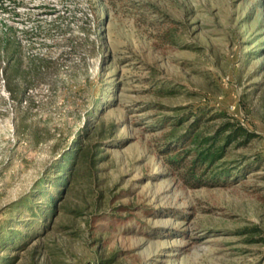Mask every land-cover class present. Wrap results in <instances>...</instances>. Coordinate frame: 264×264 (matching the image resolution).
Returning a JSON list of instances; mask_svg holds the SVG:
<instances>
[{
	"label": "rangeland",
	"instance_id": "1",
	"mask_svg": "<svg viewBox=\"0 0 264 264\" xmlns=\"http://www.w3.org/2000/svg\"><path fill=\"white\" fill-rule=\"evenodd\" d=\"M201 104L255 131L229 158L264 156V0H0V264H264V164L167 163L165 118Z\"/></svg>",
	"mask_w": 264,
	"mask_h": 264
},
{
	"label": "trees",
	"instance_id": "2",
	"mask_svg": "<svg viewBox=\"0 0 264 264\" xmlns=\"http://www.w3.org/2000/svg\"><path fill=\"white\" fill-rule=\"evenodd\" d=\"M168 116L165 120L170 118L172 126L166 133L168 140L165 149L168 154L166 160L170 166L178 170L186 184L196 187L220 183L254 166L264 164L262 155L251 157L243 154L241 157H228L232 147L246 145L256 133L241 119L227 111L201 104L188 111ZM79 146L64 157L53 180V184L58 187L64 186L67 182L71 183L69 192L79 175L85 171L93 172L99 160V152L90 138ZM41 192L39 199L49 197L51 200L46 201L49 204L48 209L55 210L57 208L55 197L43 189ZM42 207L43 205H40L39 218L43 212ZM59 207H65V203L62 202ZM260 230L254 229L257 232ZM1 259L4 258L0 257Z\"/></svg>",
	"mask_w": 264,
	"mask_h": 264
}]
</instances>
